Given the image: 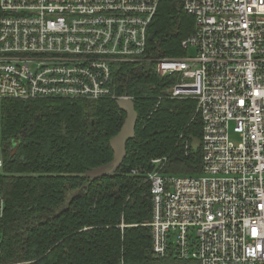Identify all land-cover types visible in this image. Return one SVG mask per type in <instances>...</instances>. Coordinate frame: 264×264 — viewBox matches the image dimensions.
<instances>
[{
    "label": "built area",
    "instance_id": "obj_1",
    "mask_svg": "<svg viewBox=\"0 0 264 264\" xmlns=\"http://www.w3.org/2000/svg\"><path fill=\"white\" fill-rule=\"evenodd\" d=\"M163 1L0 0V139L4 101L134 102L117 94L116 68L153 64L178 77L168 96L194 99L203 124L199 174H168L166 158L145 174L153 253L264 264V0H182L194 19L186 55L156 59L148 32ZM2 169L0 155V257Z\"/></svg>",
    "mask_w": 264,
    "mask_h": 264
},
{
    "label": "trees",
    "instance_id": "obj_2",
    "mask_svg": "<svg viewBox=\"0 0 264 264\" xmlns=\"http://www.w3.org/2000/svg\"><path fill=\"white\" fill-rule=\"evenodd\" d=\"M193 32L182 0H164L148 32V56L184 57L182 42ZM115 81L119 96L134 99L136 135L121 167L93 182L87 173L112 163L110 141L127 118L116 100L3 102L0 264H198L153 253L145 180L154 159H167L168 174L201 172L196 101L171 99L178 77H160L153 64H123Z\"/></svg>",
    "mask_w": 264,
    "mask_h": 264
},
{
    "label": "water",
    "instance_id": "obj_3",
    "mask_svg": "<svg viewBox=\"0 0 264 264\" xmlns=\"http://www.w3.org/2000/svg\"><path fill=\"white\" fill-rule=\"evenodd\" d=\"M117 104L119 108L126 113L127 118L121 131L110 141V147L114 152V159L109 165L94 169L87 173V177L91 179L92 182L100 177L115 173L127 157L128 143L135 139L138 122L135 103L131 100H119Z\"/></svg>",
    "mask_w": 264,
    "mask_h": 264
},
{
    "label": "rangeland",
    "instance_id": "obj_4",
    "mask_svg": "<svg viewBox=\"0 0 264 264\" xmlns=\"http://www.w3.org/2000/svg\"><path fill=\"white\" fill-rule=\"evenodd\" d=\"M187 54H188V57H194L196 55V51H195L194 48H190V50L188 51ZM232 139H233L234 142H236V139L238 140V138L235 137L234 135L232 136ZM195 146H198V143H197V145L195 144ZM175 176H182V175H175ZM184 176H187V175H184ZM121 228L124 229L125 228V225L122 224L121 225Z\"/></svg>",
    "mask_w": 264,
    "mask_h": 264
}]
</instances>
